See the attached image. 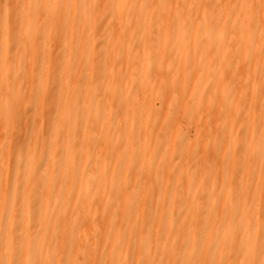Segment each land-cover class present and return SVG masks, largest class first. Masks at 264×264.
I'll list each match as a JSON object with an SVG mask.
<instances>
[{
	"label": "bare ground",
	"instance_id": "1",
	"mask_svg": "<svg viewBox=\"0 0 264 264\" xmlns=\"http://www.w3.org/2000/svg\"><path fill=\"white\" fill-rule=\"evenodd\" d=\"M0 264H264V0H0Z\"/></svg>",
	"mask_w": 264,
	"mask_h": 264
},
{
	"label": "rangeland",
	"instance_id": "2",
	"mask_svg": "<svg viewBox=\"0 0 264 264\" xmlns=\"http://www.w3.org/2000/svg\"><path fill=\"white\" fill-rule=\"evenodd\" d=\"M217 4L219 5V6H221L222 5V0H217ZM53 98V99H52ZM51 99H50V106H51V108H54V109H57L58 108V104L56 103V97H52ZM34 110H35V105H33L31 108H30V110L28 111V116H29V119L33 122L34 121ZM17 126H18V129H19V131L20 132H25V129H24V127L22 126V124H21V122H18L17 123ZM47 141H50V139L49 138H47ZM78 150H81L82 148H80V146H79V144H78ZM15 152H16V154H18V155H22V153H24V150H23V146H22V144H19L18 143V141L15 143ZM201 155V154H200ZM101 159H103L104 161H106V165H107V167H108V169H110V164H109V162H107V159H108V157H106L105 155L104 156H102V158ZM91 160H95L94 158H91ZM120 190H114V192L116 193V192H119ZM37 228H39V225H31L30 226V228H29V230H28V235H29V237H31V239L34 237V233L36 232V229ZM100 243V242H99ZM99 243H98V249H99Z\"/></svg>",
	"mask_w": 264,
	"mask_h": 264
}]
</instances>
